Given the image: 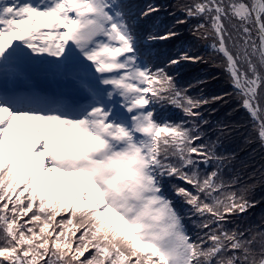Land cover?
Segmentation results:
<instances>
[{"label": "snow or ice", "instance_id": "6c2138e0", "mask_svg": "<svg viewBox=\"0 0 264 264\" xmlns=\"http://www.w3.org/2000/svg\"><path fill=\"white\" fill-rule=\"evenodd\" d=\"M257 146L264 0H0V264H264Z\"/></svg>", "mask_w": 264, "mask_h": 264}, {"label": "trees", "instance_id": "16d2710c", "mask_svg": "<svg viewBox=\"0 0 264 264\" xmlns=\"http://www.w3.org/2000/svg\"><path fill=\"white\" fill-rule=\"evenodd\" d=\"M145 2H151V0H145ZM157 2H165V0H157ZM167 3H175V0H166ZM215 73L216 76H219L218 71L214 67L204 66L203 68H193L190 73L187 74V79H192L193 77L200 76L201 78L208 80V88L206 89L207 92L219 91L222 87L217 83L216 80L211 78V74ZM226 109L221 108V113L223 114ZM255 157V165L256 168L259 169L262 164H264V149L259 148L257 146L256 152L253 154ZM259 175V173H257ZM247 180V177H245Z\"/></svg>", "mask_w": 264, "mask_h": 264}, {"label": "rangeland", "instance_id": "374dc122", "mask_svg": "<svg viewBox=\"0 0 264 264\" xmlns=\"http://www.w3.org/2000/svg\"><path fill=\"white\" fill-rule=\"evenodd\" d=\"M23 133V125H22V127H21V134ZM29 139L30 140H34L33 138H32V136L31 137H29ZM72 178H69V180H71Z\"/></svg>", "mask_w": 264, "mask_h": 264}, {"label": "bare ground", "instance_id": "6f19581e", "mask_svg": "<svg viewBox=\"0 0 264 264\" xmlns=\"http://www.w3.org/2000/svg\"><path fill=\"white\" fill-rule=\"evenodd\" d=\"M34 131H35V130H34V128H33V135H32V138H33V139H35Z\"/></svg>", "mask_w": 264, "mask_h": 264}]
</instances>
